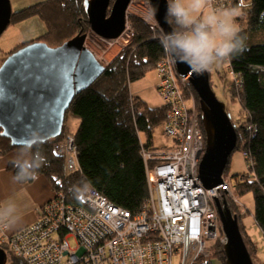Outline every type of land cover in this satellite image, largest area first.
<instances>
[{"label":"trees","instance_id":"trees-1","mask_svg":"<svg viewBox=\"0 0 264 264\" xmlns=\"http://www.w3.org/2000/svg\"><path fill=\"white\" fill-rule=\"evenodd\" d=\"M84 2L47 0L13 14L10 24L33 15L39 16L46 26V32L42 37L22 43L5 55L35 41L51 43V47H56L79 32L84 34L90 31ZM238 2L230 0L233 5ZM243 13L236 22L241 28L240 34L245 37V48L226 61L233 77L229 86L234 85L229 87L230 96L239 105V117L244 119L242 124H233L237 134L236 148L241 144V139L244 142L242 153L249 171L239 175L234 183L224 181L229 186V192L233 191L236 196L235 204L242 210L246 209L238 202V197L246 193L253 195L252 218L264 237V41L260 42L264 38V0H244ZM128 21L132 26L135 24L132 27V41L108 63L103 74L92 85L74 96L65 112L61 135L45 143L33 144L28 153L31 159L36 153L43 158L40 167L35 169V176H44L56 193H66L68 199L75 200L76 189L90 188L114 206L136 213L149 196L147 170L159 163L160 153L169 149L166 146L158 147L153 142V131L159 126L163 131L169 107L159 95L157 75L155 89L162 103L153 108H149L139 94L135 96L130 93V83L152 70L156 72L157 63L167 54L160 44L162 31L155 26L157 22L148 23L134 15L128 17ZM169 25L173 29L174 24ZM155 32L161 36H156ZM178 79L182 97L185 100L195 98L199 102L191 84ZM195 114L200 118L201 111L196 110ZM68 116L79 121L73 132L66 131L64 127ZM199 118L198 123L203 129ZM65 136L72 137L76 150L77 167L73 171L67 169L65 157L55 155L52 150L53 144ZM16 149L24 151V148L11 146L10 141L0 135V155ZM143 149L152 157L144 158ZM6 169L14 177L18 165L9 163ZM33 180L29 178L17 182L24 184ZM239 230L244 232L243 227ZM242 238L254 264L250 250L255 252L256 245L247 233ZM209 247L212 250L210 258L197 257L190 264H213L211 258L225 264L223 245L217 242ZM6 255L8 264H23L8 252Z\"/></svg>","mask_w":264,"mask_h":264},{"label":"built area","instance_id":"built-area-1","mask_svg":"<svg viewBox=\"0 0 264 264\" xmlns=\"http://www.w3.org/2000/svg\"><path fill=\"white\" fill-rule=\"evenodd\" d=\"M221 3L231 4L230 0ZM128 33L126 30L117 40L127 42ZM156 75L161 100L169 107L163 125L169 149L147 170L149 196L141 208L131 213L90 188L76 189L75 200L55 192L31 225L14 233L0 228L1 249L23 264H173L174 256L178 264H190L197 257H207V242L221 236L215 223L219 219L217 203L223 205L222 193L229 195V186L226 181L210 190L201 186L197 165L205 149L204 131L191 111L190 100L182 97L179 77L168 59L157 63ZM52 150L65 157L68 170L76 169L72 137L54 143ZM141 152L144 158L152 157L145 149ZM165 174L196 188L200 199L194 204L199 213L169 203L164 195ZM222 242L225 244V238Z\"/></svg>","mask_w":264,"mask_h":264},{"label":"water","instance_id":"water-1","mask_svg":"<svg viewBox=\"0 0 264 264\" xmlns=\"http://www.w3.org/2000/svg\"><path fill=\"white\" fill-rule=\"evenodd\" d=\"M132 0H115L106 17L110 0H85L90 31L105 41L118 39L126 26V10ZM162 34L173 29L166 20L167 0H148ZM12 17L9 0H0V36ZM87 34L76 36L56 47L42 42L28 44L12 54L0 66L1 137L11 146L24 148L35 139L45 143L61 135L64 115L75 95L92 85L104 72L102 65L85 47ZM177 73L186 77L199 96L200 120L205 134V149L198 166V178L204 189L223 184V173L236 149L237 134L225 105L216 98L208 72L194 73L189 65L171 57ZM225 264H253L243 242L236 216L217 203ZM0 249V264H6Z\"/></svg>","mask_w":264,"mask_h":264},{"label":"rangeland","instance_id":"rangeland-1","mask_svg":"<svg viewBox=\"0 0 264 264\" xmlns=\"http://www.w3.org/2000/svg\"><path fill=\"white\" fill-rule=\"evenodd\" d=\"M44 1L47 0H9L11 13L13 15L24 8L30 7L32 5ZM114 1L115 0H110L108 5L109 9L112 8ZM151 10L152 9L148 0H132L126 10V21H125L126 26L124 28V32L128 30V32H130L128 34H130L131 36L127 40V42L122 43L117 39L111 40V42H105V40L101 39L99 36H95L94 34H92L91 31H86L84 33L85 35L87 34V38L85 40V47L94 55V57L98 60L99 63L105 66L108 65V63L113 61L114 57L118 54V52L122 48L127 46L133 39L132 27H135V24L133 23L132 26V23L128 21V17L134 15L135 17L145 22L150 23L149 21H151L154 24V22L156 21H154L155 19L153 18L154 16ZM109 14L110 12L107 10L106 12L107 18ZM155 26L159 29L157 23L155 24ZM159 31L161 30L159 29ZM45 32H46V26L44 22L40 19V17L37 15H33L31 17L25 18L20 21H14L11 24H9L6 30L0 36V65L8 56V55L7 56L4 55L5 53H8L13 48H16L22 43L34 41L42 37V35H44ZM158 33L155 32V35L161 36ZM263 41L264 38L260 40V42ZM35 42H39V41H35ZM42 43L45 42L43 41ZM45 44H47L50 47L52 46L51 43H45ZM207 72L209 76L210 87L214 92L216 98L219 100V102L225 105V111L231 123L235 125L244 123V119L239 117L238 103L234 101L230 96L229 87L234 85L232 84L229 86L233 77L229 73V65L227 61L225 60L219 66H214L211 71H207ZM153 80L157 81L155 70L148 72L145 76L130 83V88H131V85L137 82L138 85L136 84L135 86H137V91L140 92V93L137 92V94L142 95V97L145 99V100L143 99V101L149 108L156 107L160 103H162L158 93L156 92L154 85L147 87L148 84L150 85V81ZM189 105L192 113L196 112V110H200L199 102H197L195 98L189 101ZM197 117L199 118L198 115ZM78 122L79 121L77 118L68 116L66 122L64 123L65 130L71 132L75 131L76 127L78 126ZM65 138L66 136L62 140L64 141ZM153 142L158 147L168 146L167 139L163 134L161 126L154 129ZM240 143L241 144L231 153L230 158L228 160L227 168L222 176L223 179L226 180L228 183L231 182L234 183L239 175H242L249 171L246 165L245 158L242 153L244 150L243 147L244 142H242L241 139H240ZM15 151H23V150L16 149L13 152ZM26 154L28 155V159H31V154L28 152ZM198 166L199 164L197 165V171H198ZM19 184L20 186L18 187V194L14 193L11 189L9 191H6L7 192L6 199L7 201L11 200L16 204L18 216L31 215V213H33L32 211L33 208L30 207V204L33 201H35V199L40 197L41 194L44 193L45 189H46L45 191L46 193L52 191V187L50 186L48 180L42 175H36L31 183H24V184L19 183ZM222 195L225 196V202H227L228 209L233 215L236 216L239 229L243 227L244 232L250 236L251 240L256 245L255 252L250 250V253L253 254L252 257L254 260L253 261L254 264H264V237L261 231L259 230V228L257 227V225L254 224L252 218L253 195L251 193H246L242 197H238L239 198L238 202L244 205L245 209L248 212L246 210H242L240 207H238V205L235 204V202H237V199L233 191H231L229 195L225 193H222ZM28 220L24 219L22 220L21 223H24ZM215 223L219 225L220 220L218 219L217 221H215ZM208 224L209 226H211L210 223ZM7 231L9 233V228ZM240 232L242 235H245V233L242 230H240ZM220 234L221 236L217 238V240L208 241L207 242L208 245L211 246V244L213 245L214 243L217 242L220 243V241H221V245H224V243L222 242L224 236L221 231ZM68 242L70 244V247H74L75 243L72 238H69ZM210 249L211 247H209V250L207 251L208 254L207 257L201 256L203 257V259L210 258L209 254L210 252H212V250ZM178 261H179L178 259L173 258V264H178ZM211 262L213 264H221V262H219V260H217L216 258H211ZM6 264H8V261H6Z\"/></svg>","mask_w":264,"mask_h":264},{"label":"clouds","instance_id":"clouds-1","mask_svg":"<svg viewBox=\"0 0 264 264\" xmlns=\"http://www.w3.org/2000/svg\"><path fill=\"white\" fill-rule=\"evenodd\" d=\"M244 0L225 6L221 0H167L166 20L173 30L162 34L160 44L169 56L184 62L194 73L211 71L225 60L241 53L245 37L236 22L242 16ZM155 14V9L151 10ZM37 141H29L27 153ZM43 158L39 153L32 159H19L15 181L35 178V169ZM19 219L16 204L9 200L0 203V228H9Z\"/></svg>","mask_w":264,"mask_h":264},{"label":"crops","instance_id":"crops-1","mask_svg":"<svg viewBox=\"0 0 264 264\" xmlns=\"http://www.w3.org/2000/svg\"><path fill=\"white\" fill-rule=\"evenodd\" d=\"M7 54V53H5ZM4 54V55H5ZM144 83V82H142ZM137 84V82L133 83L131 85L130 91L132 94H137V86H135ZM157 81H150V85L148 84L147 87H150L152 85H154V87H156ZM138 85V84H137ZM140 93V92H138ZM140 95V94H139ZM141 98L142 95H140ZM144 99V98H143ZM145 100V99H144ZM24 151H15V152H10L4 155H0V203L6 202V191H9L10 189L18 194V187L20 186V184L15 181L13 179V175L7 171V165L9 163H13V164H17V161L21 158L23 159H28V155L25 153V155H23L22 157V153ZM51 186V185H50ZM46 189L44 190V193L41 194L40 197H38L37 199H35V201H33L30 204V207L33 208V213H31V215L29 216H18L19 219L16 221V223L14 225H12L11 227H9V233H13L27 225H30L32 223H34L38 216H37V211L39 210V208L49 199H51L54 195H55V191L52 188V191L49 193L45 192ZM24 219H29L28 221L21 223L22 220Z\"/></svg>","mask_w":264,"mask_h":264},{"label":"bare ground","instance_id":"bare-ground-1","mask_svg":"<svg viewBox=\"0 0 264 264\" xmlns=\"http://www.w3.org/2000/svg\"><path fill=\"white\" fill-rule=\"evenodd\" d=\"M85 14H86V12H85ZM162 59H168L171 62L172 66H173L174 73L179 78H185L188 81L189 75L186 76V77H182V76H180L177 73L176 67H175V65L173 63V60H172L171 56H169L167 54L166 56H163L159 61H161ZM163 176H168V178H165V180H167V181L165 182L164 195L167 196L166 198L169 201V203H171L172 205L178 206L179 209H185L186 208L189 213H195V214L199 213L200 212V208L195 206V204H194L195 201H198L200 199L198 191L196 190V188L192 187V186H186L184 183H182L180 180H178L174 176H169L168 174H165ZM53 198H54V196L51 199H49L48 201H46L39 208V210L37 211V215L41 214L43 206L46 203H48L49 201H51ZM116 216H118V215H116ZM23 228H21V229H23ZM21 229H19V230H21ZM218 229L221 230V225L220 224L218 225ZM19 230H17V231H19ZM17 231H15V232H17ZM137 232H139V231H137ZM168 238L172 241L173 236H170ZM160 239H163V238L160 237ZM2 250L4 251V249H2ZM4 252H5V254L7 253L6 251H4ZM6 257H7V255H6ZM93 260L95 261V260H97V258H94ZM97 264H99V263H97Z\"/></svg>","mask_w":264,"mask_h":264}]
</instances>
